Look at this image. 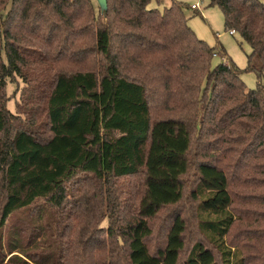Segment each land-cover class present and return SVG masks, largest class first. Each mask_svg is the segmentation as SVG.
Segmentation results:
<instances>
[{
    "label": "trees",
    "instance_id": "obj_1",
    "mask_svg": "<svg viewBox=\"0 0 264 264\" xmlns=\"http://www.w3.org/2000/svg\"><path fill=\"white\" fill-rule=\"evenodd\" d=\"M151 1L108 0L103 13L94 0H0V88L20 77L27 95L22 118L0 94V229L41 201L64 207V224L71 214L74 225L90 215L110 219L101 229L108 260L86 261L97 245L61 226L58 240L41 246L12 232V263L257 261L235 231L258 223L242 204L264 209V0H210L226 29L251 46L245 69L224 45L197 36L185 3L162 11ZM216 55L223 61L214 65ZM245 71L256 74L255 88ZM186 194L196 204V238L187 245L188 224L175 208L152 248L151 220ZM76 249L81 257L69 253Z\"/></svg>",
    "mask_w": 264,
    "mask_h": 264
},
{
    "label": "rangeland",
    "instance_id": "obj_2",
    "mask_svg": "<svg viewBox=\"0 0 264 264\" xmlns=\"http://www.w3.org/2000/svg\"><path fill=\"white\" fill-rule=\"evenodd\" d=\"M183 2L187 5L185 9V15L188 19L189 25L193 28L195 33L200 39L205 40L210 46L224 45L229 56L235 61L238 67L245 69L247 66V54L251 52V46L244 41V39L236 34L232 35L230 30H227L225 27L224 16L222 10L217 5H212L210 0H177ZM96 9H98L99 4L97 0H94ZM172 0H164L162 3H159L157 0H152L149 7L150 8H159L162 11L165 8L171 6ZM198 4V9L191 8L192 5ZM223 61V57L221 55H216L213 58V64L217 65ZM243 81L249 88H255L257 86V76L253 72L245 71L241 74ZM264 84V79L262 80ZM26 84L20 77L8 78L6 80L5 88H0V94L2 95V99L6 102L7 108L15 115H20L24 118V115H21L22 108H25V99L26 95ZM31 106L28 105L27 109H30ZM43 120L42 117L38 119V123ZM15 122V120H14ZM41 132H45V130L41 129ZM195 180V171L192 170L185 176V183L187 192H189L194 184ZM118 185H120V189L128 188V181H118ZM237 192L240 191L239 188H236ZM239 190V191H238ZM128 205L133 206L134 202L132 200H127ZM39 205H35L31 207V209L20 210L15 213L7 222L5 227L0 229V264H14L11 262L12 254L9 253V236L12 232L19 231L23 236H25L26 241H32L35 243V240L40 242L46 241L48 244L52 242H56L58 240V234L61 226H68L70 230L75 232L73 238L75 240L83 238L88 242L89 245H97L94 249L93 255H87L86 261H96L106 259L108 260L111 257L109 250L106 252L102 249L105 247L107 241L106 233L101 231L102 228L106 229L109 227L110 219L107 216H103V214H96L94 216L90 215L89 220L80 219L76 221V225L72 224V214L66 219L65 218V209L64 207L59 210L51 207L45 201H41L38 203ZM195 206L196 204L191 200L188 194L185 195L183 201L177 205L170 206L164 210H162L155 218L151 220V223L154 226V236H153V245L159 244L162 242L164 233L166 232L167 227L171 222V210L177 208L183 212L185 220L188 224V231L186 233L187 237V245L189 246L192 239H195ZM47 210L48 216L43 220H38L39 212L44 209ZM67 208H70L67 206ZM249 208L253 210L251 220L256 219L258 223L254 224L252 221L247 220L243 221L239 224V228L236 229L235 234H237V238L241 239V242L246 246L245 254L247 256L251 254L253 258H256L257 261H251L250 264H264V209H260V206L242 204L241 211ZM262 210V211H259ZM256 210V211H255ZM255 212H258L255 214ZM262 214V215H259ZM59 223V224H58ZM58 224V226H57ZM57 226V227H56ZM25 230V231H24ZM62 231V230H61ZM248 232V233H247ZM256 234L257 238H252V236ZM54 235V237H52ZM56 235V237H55ZM71 236V233H68V238H64L68 240ZM2 238V239H1ZM102 244V245H101ZM110 244V243H109ZM101 245V250H97V248ZM113 247L112 244H110ZM151 248V249H152ZM108 249V248H107ZM73 252L76 257H81V252L77 249ZM66 260V259H65ZM118 262L117 258L113 259ZM67 264H80L76 259L71 262L67 260Z\"/></svg>",
    "mask_w": 264,
    "mask_h": 264
},
{
    "label": "water",
    "instance_id": "obj_3",
    "mask_svg": "<svg viewBox=\"0 0 264 264\" xmlns=\"http://www.w3.org/2000/svg\"><path fill=\"white\" fill-rule=\"evenodd\" d=\"M97 2L99 3L102 12L106 13L108 9V0H97Z\"/></svg>",
    "mask_w": 264,
    "mask_h": 264
},
{
    "label": "built area",
    "instance_id": "obj_4",
    "mask_svg": "<svg viewBox=\"0 0 264 264\" xmlns=\"http://www.w3.org/2000/svg\"><path fill=\"white\" fill-rule=\"evenodd\" d=\"M191 8L198 9L199 8V5L198 4H194V5L191 6ZM230 33L232 35H235L236 34V30L235 29H232V30H230Z\"/></svg>",
    "mask_w": 264,
    "mask_h": 264
}]
</instances>
